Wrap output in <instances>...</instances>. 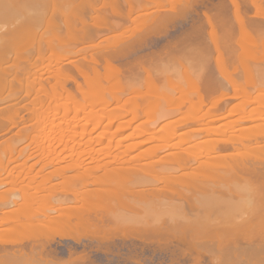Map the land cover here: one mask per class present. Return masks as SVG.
Segmentation results:
<instances>
[{
	"label": "bare ground",
	"instance_id": "6f19581e",
	"mask_svg": "<svg viewBox=\"0 0 264 264\" xmlns=\"http://www.w3.org/2000/svg\"><path fill=\"white\" fill-rule=\"evenodd\" d=\"M49 1L55 2V0H25L23 2V4L25 5L22 6L21 14L28 13L30 18L28 19V22H25L24 24H29V27L33 26V28L37 29L38 28L37 26H40V23L53 21V19L46 17L47 14L44 15L43 13L40 14L38 12V9L44 8L45 6H47L46 4L49 3ZM191 1L196 2V3L192 2V5H191L189 1L192 7L195 4L197 5L199 2L200 4H206L205 5L206 10H204L203 12L200 11L202 12V14L198 12L199 10L197 11V8H195L194 12L197 11L196 14H198L197 15L198 17L196 16L197 18L195 17L194 18L195 20L199 21V25L195 26L196 24H198V21H197L195 25L191 26V28L193 27L194 31H195L194 27H196V31L205 30L206 29L205 27L207 25V27L209 26L208 28L211 29L210 33H212L213 30H215L213 34H215L216 32H217L216 34H218V30L220 29L217 30V27H215V25L221 26L223 24L224 26L225 24L222 21L226 20L224 19V17L227 15L228 10L232 8L233 10L231 11H233V14L238 18V21L240 19V22L238 21L237 22L238 24L240 23L239 28L240 27L242 28V29L240 28L241 30L240 34L243 32L242 34H243L244 42L245 41L249 42L250 47H251V43H252V46L254 44L255 45L259 44L260 42L259 39L258 38L255 39L257 36L255 33H253L254 30L252 32V30H250L252 28L248 29L249 27L252 26V25L250 26L249 24L251 22L253 23L254 20L252 21V19L248 17H247L248 18L247 20L246 17H243L245 16L243 15V13H245V11H243L245 10V6H243V4L240 3L239 0H224L223 3L221 2V0H219L222 4L219 5L218 3L220 2L218 1L217 3L218 6L217 5L213 6L212 4H215V3L212 0L211 1L210 0H191ZM205 1L207 2L210 1L211 5L209 6L207 2L205 3ZM15 2L17 1L16 0H0V30L2 28L1 23L3 21L9 18H12L14 15L17 14V10L14 7ZM251 3L255 7H258L264 3V0H251ZM69 6H73L74 9L77 7V9H79L82 15L87 14V12L100 11V9L97 8L98 7L97 5L95 6L89 3L86 4L84 2L79 3V4H75L74 2H72V3H69ZM211 6L216 7V8H214V10H211L213 9ZM217 8L220 10V12L219 10L217 12ZM167 10L169 12L168 11L166 12L163 10L162 12L168 14L169 16H172L176 12L175 9L173 11V8L172 10L171 9L170 10L167 9ZM225 11H227L226 14H225ZM162 12H160L161 15L160 14L156 15V13H152L153 15H156V16L160 15L161 16L159 17L160 20L158 18L157 20L156 16L152 18L153 15H151L152 22H150V20L147 19L150 22V23L147 22V24H146L147 20L143 21V19L139 18L140 16L136 15L132 18L136 22L139 19L142 20V21L139 20V22H141L139 23L140 25L143 22V25L141 26H148L150 24H154L156 20L158 21V24H159L161 20H165V21L167 20V17H166L167 15L166 16L165 14L163 15ZM218 13H220V16H218ZM39 14H40L41 19L39 18ZM221 14H223L222 15L223 17L221 16ZM169 16L168 18L170 19ZM216 18L217 20L220 19L219 20L220 22L217 21ZM243 18H244V21H243ZM69 20L67 19L66 22L69 21L71 25L73 22L77 21L76 18L72 20L69 19ZM157 21H156V24L154 25H158ZM200 21H202L201 24H200ZM69 22L66 23L67 27L71 26ZM245 24H248L249 26L248 25L245 26ZM154 25H151V27L156 28V26ZM247 26L248 28H246ZM55 29H59V27ZM71 30H70V33L73 32L75 34V32ZM189 30H187L186 33L187 32L189 33ZM223 30L224 29H221L222 32ZM242 30H245V31H242ZM62 31L52 30V35H50L49 37L41 36L42 42L30 48V54H33L32 51H35L38 55V56L36 55V57H39V58H35L34 60L30 59L29 62L26 63L24 66H20L17 63V59L20 55L19 54L20 52L9 53L7 55L9 57V60L6 63H0V90L8 89V87L10 88L9 92L6 93V95H3L0 97V139L4 137L6 134H9L14 129H16V131L12 135L0 141L1 149H2V145H10V146L18 145V142L14 140V135H22V134H26L28 136V140L31 141V143L29 142V144L27 145H32L33 143L34 145H41V147L42 145H44L42 149H44L43 151L47 153V156L50 157L51 155L54 156L57 154L59 157L58 160H61V161L64 160V158H62V156L60 157V154L63 151L65 152L69 149L71 150L72 155L74 156L90 154V156H93V157H96L97 154L110 155L114 153V150H117L116 151L118 152L117 159H120L124 153H129V152L131 153L132 151L136 149L142 148L141 146L143 144H145L146 142H151V140L155 138L156 140L160 139L164 142V144L160 147L161 149L162 148L163 149L166 148L168 150L173 149V148L181 149V150H185L184 152L185 154L187 155L193 154V156L195 157H204L211 153H218L220 151H226L231 148L238 149L239 148L238 144H241L242 146L245 145L249 147L250 149H257V148L264 146V145H260V138L264 136V115L263 116L259 115L260 117L258 116L260 119H262V122H260V125H259L260 126L259 129L257 128L256 131H248L245 129L246 127H241L237 122L245 121V119L252 116L251 111H247L243 113L241 118H239L240 120H237V121L226 118L229 116L230 110H229L228 115L226 114V115H223L224 117L222 116L223 118L221 117L222 113L219 114L220 107L229 108L227 107L228 99L234 96H237L239 94L240 95L241 94L243 95L245 93L250 94V92H248L249 91L248 86L246 87L245 85H242V83L237 84V81L234 78L233 79L235 82L232 81L231 79V75L235 72L234 69L237 72L238 71L237 68L239 66L235 65L236 63L233 62L235 61L233 60L234 58L233 56L231 57L232 62H230L231 58L230 56H228L230 54L229 52L227 53L225 52V51H228V50L231 51V50L229 49L230 45H227V41L229 43L228 38L225 41L223 40L226 38L224 37V34H222L223 37L222 36L220 37L219 34L217 35L218 37L215 36L216 34L213 35L214 38H216L214 40L215 41L214 44L212 41H210L212 43V45L210 43L211 47H213L214 45L212 50L215 49V52L218 54V56H216L217 58L216 61L218 63V66L220 67L219 69L221 70V74L225 80L223 88H225L226 91L223 90L225 91V93L223 92L222 94L224 95L221 96L223 99L220 97V100H218V98L217 100H213L212 96L217 91L220 85L211 83L212 86L207 85L206 87V84L203 85V88L205 89V91H207L206 93L205 91L202 92L203 94L200 92V94H197L198 95L197 99L191 98L187 101V103H189V106L191 108L199 110L193 113L188 123H191L192 125L202 124L201 127H196L193 129L191 128L190 130H186V131L179 130L180 131L179 134L178 133L175 134L174 131L172 133L171 130L169 131V129L164 128L158 131H153L152 134L153 133L154 134L152 135L150 131L148 132V130L144 126L142 127L139 126L141 122L138 123V125H133V123L137 122V120L139 121L140 119L141 120L143 118L145 119V117H147L148 114H150V111L153 110V107H152L144 111L142 114H138L136 116L133 115L129 119L124 118V120H120L121 121L119 122L120 125L117 126L118 128L116 127L118 130L114 128L115 132L118 131L117 134L119 133L120 135L123 134L124 130L127 128L133 129L131 134L129 133V135L127 134L123 136L124 140H127L129 138L136 139V137L138 139V137L140 136L145 137V135L148 134L147 138L145 137L144 140H140V141L139 140L137 141L136 139V141L133 144L125 145V143L122 144L120 142L123 140L122 139L123 137H119L116 140L117 143L111 145L110 142L112 140L114 141V139L111 138L112 136H110V131H108L107 129L108 123L110 127L112 124L114 125L115 123L114 121H116L117 119L119 121L120 118L122 119V117L124 116L127 117V115L123 116L121 114L120 112L121 110H125L128 115L132 114L133 112L135 113L137 109L138 110L141 109L140 111H142V109L144 110V107H147V106L149 107L150 101L152 100L153 94L148 93L152 89L150 88L146 89V86L152 85L153 83L148 82L147 84L139 86L137 88H131V87L130 88L128 87L127 89L124 88L121 83L125 78L123 79L122 77L123 75H125V72L127 70L126 67L128 68V66L127 64H124L126 66L125 67L124 65L121 66L116 63L117 57L128 53V50H127L128 47L129 48L133 47L134 49V47L136 46L135 44L144 42L146 40L145 38H143L146 32H143L144 34L141 37L139 36L140 34L138 33L141 30L139 31L138 29L136 32L138 33L137 34L138 36H136V33L131 32L130 35L134 34L135 36L132 35L130 36V38L126 37L129 35V33L128 35L126 33L125 34L126 36L124 34L122 36H119L118 34L113 35L111 39L112 42H110L109 45L104 42L106 41V38L108 40L111 37H105L104 39H101V41L98 44L85 45V43H87L88 40H89L88 43L91 42L90 39L94 40L92 38V35L94 32H92V34L83 33L82 39L79 37L81 39L80 46L79 45L68 46V44L65 43L64 38H68V37L73 38L74 35L73 34H72L73 36L71 34L69 35V28H68V33L64 31L66 32V34ZM43 34L45 33H42V35ZM96 35H97L96 36L97 38L98 34ZM146 35L147 36L149 35L148 32L147 34H145V37H147ZM76 36H74V38H76ZM125 37H126V40H124ZM219 38L220 39L223 38L222 41ZM210 40H211V37H210ZM217 40H219L220 43H218ZM183 42L184 40L182 41V44L186 43L184 45L185 47L188 43L187 41L185 43ZM219 44H223V45L220 46ZM176 46L181 47L179 44H176ZM89 47H91L92 49H90ZM172 48H173V50L171 49L172 51L176 49L175 47H172ZM221 48L223 49L221 50ZM251 48L253 49V47ZM251 48H248V50H251ZM183 51H186V49H184ZM5 52H6L5 45H4V50H3V46L0 45V57L2 55H5ZM63 52L67 53V55L64 56L63 58H57L54 60L51 57H49V56H52L53 54L57 55ZM224 53L230 59H227V56L225 58ZM255 53H254L255 58L253 56L252 58L256 60L257 59L256 57H258L259 55L257 54L258 56H256ZM32 56H34V54ZM239 58H241V56ZM248 58H250L251 60V57H248ZM225 59H227V61ZM39 60L43 61L41 65H39L38 63ZM136 63L143 64L144 60L137 58V60L135 61V64ZM224 63L226 64V66ZM228 63H231L232 65L231 64L230 65L233 68V70L231 71L233 73H231L230 75V80L228 79L227 71L225 70L226 68H228V66L230 67ZM233 64L237 66V68L235 66L234 68ZM228 70L230 69L228 68ZM185 71H186L185 73H188L187 72L188 70H185ZM36 72L39 73L37 76L36 75L31 76L30 73H36ZM194 73L192 71L191 75L189 76L191 80L194 79L193 81L189 80V77H186L188 78L186 80H189L187 82L185 81V78L183 77L182 79L180 78L181 81L179 79L178 80L182 83V80L184 79L183 82L185 81V84L188 83L192 85V83L194 82L193 85L199 86L200 84H202L201 82L203 81H201V79L198 81L196 79L198 77H196ZM80 75L84 78L83 82L79 80ZM121 79L123 80L121 81ZM106 82L109 84L105 85ZM112 83L113 85L114 84L118 85L119 88L118 86L116 87L115 85H114V88L113 87L110 88L111 86H113ZM197 83L198 84L200 83V84L198 85ZM69 84L75 85L77 87V91H79L83 97L82 98L79 97L78 94H76L73 91V89L69 88L68 87ZM176 84H179V82L175 84H173L172 82L170 84L172 85L171 88L174 89L175 87H180V84L179 86H176ZM239 85H241L240 86L241 89ZM107 86L113 90H109ZM262 87H264V85ZM242 88H244L243 90L244 92L247 89V92L240 93L241 92L240 90H242ZM230 89L233 90V94L232 93L230 94L228 92V90ZM263 90L264 88H262V91ZM125 93H126V96L123 97ZM251 95H252V92L249 96ZM262 95L264 97V94ZM255 96H252L253 102L254 101L256 102L257 100V97L255 100L254 98ZM248 98H251V97H248ZM84 99L89 101L94 106H100V108L102 109L105 108V111L107 107L113 106L111 109L113 112L108 113L109 115H103L102 113H99L98 109H93L91 107L87 108L88 106L85 107L83 111L82 110L80 111L78 107L82 104V100ZM248 100L250 99H247L245 101L247 102ZM260 100L262 101L263 98ZM185 102L186 101H183L182 103H185ZM247 103L250 104L249 101ZM251 103H252V100H251ZM178 108H180L179 105L176 108L177 111L179 110ZM253 109L255 110V108ZM26 111H30L32 113L30 117L28 118L27 117L25 118L24 116L25 115L24 112ZM71 111L73 112L75 111V114L72 115V117L70 118L69 113H72ZM173 112H175V110ZM59 113H62L61 114L62 117L58 118L59 119L58 124L56 123L58 126H60L59 127L60 131L58 132L59 134L56 132V134L59 135V138L57 135V138L59 141H58V144L56 145H58V147L59 145H62V148L60 150H56L57 146L53 147L55 143L54 141H57V140H54L56 137V134L54 135L53 133H55L54 127L57 125L53 124L55 125L53 126L50 124L51 125L50 126L49 122L55 116L59 115ZM78 113L83 114V116L85 117H81L82 115L80 114L78 115ZM170 113L171 112H169V114ZM50 117H52V119ZM259 118H256V119H259ZM84 119L86 122L83 123ZM103 119L107 120L108 123H105V125L107 126L104 127V130L102 132H99L98 134L96 132V134L92 136L91 135L92 132L97 131L101 126H104L102 125L103 121H105ZM71 121L73 123L72 128H70V125H69ZM55 122L56 121L54 120L52 123H55ZM65 123L67 124V127L63 126V124L66 125ZM78 123H83L86 126L82 124L79 130ZM207 124L209 125L207 126ZM88 125L89 126L92 125V127H90L91 129L88 127ZM236 125H239L241 128L236 129ZM111 129H113V127ZM37 131L39 133H35ZM121 131L123 132L120 133ZM203 132L210 133L214 136L223 135V138L222 136L221 138L220 137L215 138L213 142L207 147L202 146L200 142L192 143L191 147H194V148L185 147V145H183V140L187 136H189L190 133L200 134ZM39 134L43 135L42 138H44V140L41 139L43 140L42 144L38 143L39 139L41 138ZM86 134L91 135L92 137L88 136L89 138L87 139V141L82 142L83 137H85ZM118 135H115V136L118 137ZM37 137H40V138H38L37 140L36 139ZM178 137L182 138V140H177ZM104 139H109L107 140L108 144L103 145L101 147L98 146V144L104 142ZM71 141L77 142V145L79 146L75 147L74 144L73 146H69L70 144H72L70 143ZM96 145L98 147H96ZM41 147H38V149L39 148L41 149ZM112 148H114L113 151H112ZM8 151L10 150L2 149L0 154L1 153L7 154ZM3 157L0 155L1 164H2V160L4 159ZM89 163L90 162L81 164L79 166V173L77 174V175H80V173H84L87 170L86 171L87 178L83 176L82 174V176L85 177L83 179L84 180L86 179V181L87 179L90 180L89 177L91 176L94 177L95 176L94 173L99 170L98 169L99 167H101L97 165L99 163H96L94 167L89 165ZM18 164L20 163H17L16 165L13 166V169L15 168L14 170L16 171L15 173L13 169H9V171H6V169H8L7 166L9 165L4 166L3 169L7 172L8 176H11V179H12L11 182L13 184L20 185V188L22 190L25 189L26 191H28L29 194H26V195L19 194L15 196L17 200L20 197L21 199L22 197L25 198L26 202L23 204V206L14 209L12 215L15 220V224L11 226L10 228H8L10 230L7 231L5 234L3 233L0 234L2 235L0 236V251L2 254L5 255V258L4 257L0 258L1 262L3 260L9 259L10 257H15L17 259L21 258L25 260L27 264H76L74 260H76V258L78 259L79 257V256L77 257V253H76L78 251H76L77 249L74 246H72L73 243L71 244L70 242L76 241L77 243H81L83 238L87 239L91 237L90 235L92 234L95 235L96 232H99V233L109 232L113 230L111 228L117 227L115 226L116 224L118 226L120 225L122 228L128 231L131 230V227L134 224L140 223V222H143L144 224H148V223H151V225L154 224L152 225V227H154L155 224L156 225L158 224L157 227L160 229V231H165L167 233L175 234L176 236H178V238L183 243H185L184 245L186 247L188 245V248L191 246L196 247L198 245H202L204 243H209V242L212 245L216 244L218 246L219 245L221 246L222 244H224V247L229 246L228 244L230 243H234L235 249L232 251L233 254L234 253L236 254V251L240 250V248L245 249L248 247L249 248L252 247V244L254 243V238L258 234L259 235L261 233L264 234V155H256L255 157L251 159H243V158L238 159L235 157L233 158L231 162H228V167L230 170L244 172L251 176H258V178L260 179L256 183H251V184L245 183L236 189L229 187L224 182L209 181L207 176L208 174L211 173L210 171H213V172H225L226 171V169H224L223 167H220L218 166V164H215L210 167H205V169H200L197 174V179H195L192 182L183 183V179H180L181 175H179L180 177L179 181L181 180L182 182H179L178 180H174L172 178L173 181L170 180L172 183L170 181L168 182L169 185L171 184L172 186L174 185V187L171 188L172 192L168 191L170 186L166 184L165 188L167 187L168 188L167 190H165V188L159 187L160 188L159 191L156 190L155 188V191L152 192L147 188L145 191L148 193V195H149V192L151 194L148 196L145 193V197H144L143 192H141L142 188L135 189L134 191L130 190L132 193H130V191L128 192V190L126 192H124L125 191L124 190L120 194L115 193L116 196L119 195L118 197L120 199L117 197L119 201L123 199V202L125 203L124 199H126V204H127V201H129V203L131 201L132 202L131 205L134 204L133 205L134 208H133L132 206L130 207V205H126L123 203L125 208L122 206V208L121 207L118 208L121 210H118V209H113V208H103V207L101 208V206L100 208H96L98 207L96 206V201H98V198L102 196L99 195L97 191L96 193H93V191H95L96 189H92V188L93 186L100 184L101 182H99L98 180H94V178H92L88 182V185L86 184L87 182L83 183V184H86L87 187L88 186H91V187H89L90 190L88 191L89 192V194H87L88 196L86 195V197L82 198L83 199L82 204L79 203L80 205H78L77 204L78 202H77L76 204L78 206L76 205L67 206L66 205V206H63L64 209L62 208L63 210L61 211L59 210L60 208L58 206L59 211L58 210L56 211L54 208H52L54 210L51 209V211L48 212L50 213L48 215H45V213L50 210L49 207L47 208V210L45 209L46 210L45 211L44 208H46V206H43L45 205V202H43L44 204H41L42 202L40 203V201H43L46 198L42 196L44 194V193L42 194V191L45 189V185L42 181L43 179L40 178L41 180H38V178L40 177L38 173L43 171L42 168H37L36 164H32V166H29V167L18 166ZM119 168H122V167H119ZM97 175L95 176V179L99 176L100 178L103 176L102 174L101 175L97 174ZM176 177L178 178V176ZM176 187H178V189ZM175 188H176V190L174 191L175 193H173V190ZM136 190H140V191L138 192ZM137 192L140 196L143 194L142 197L144 198L142 197L139 198L140 196L136 194ZM168 192L169 194L170 193L171 194L169 195ZM133 194H136L137 197L134 195L135 196L134 198ZM109 195L110 194H108V196ZM42 197L44 198L43 200H42ZM104 199H107V197L105 196ZM17 200H15V203L18 202ZM136 200H139L137 202L140 203V206H139L140 208H138V206L137 207L135 206L136 205L135 203H137ZM120 202L122 203V201ZM185 203H187L189 207H187ZM35 205L36 206L38 205L37 208L38 209L41 208V209L38 211ZM128 206L129 208H127ZM136 208H138V210H136ZM42 210H44L45 213ZM40 211L43 212L42 218L40 216H37V215H42ZM34 212H38V213L40 212V213L39 214L37 213L36 215V213ZM140 213H144V214L141 216ZM85 230H86L85 232L86 234L88 233L89 235L90 233L89 236L84 233ZM87 230L90 232H87ZM15 231H24L26 235L24 237L22 236L16 239L12 238L11 235L15 233ZM56 237L60 239L61 243H62V240L64 239L71 240L70 242L68 241L71 245L67 243L68 245L66 244L67 246L66 245L64 246V244L62 243V245L65 248V251L69 255L68 259L66 258V260L65 259L64 260L55 259L57 258L56 254L58 252L56 250L58 248L55 249L54 247L52 248V246L54 244L56 245L58 244L57 241L59 240H56ZM26 240H30V241L26 243ZM61 243H60V246H61ZM82 243H84V241ZM225 243H227V245ZM10 245H16L17 249H12L13 246H10ZM26 248H29V250L26 251ZM53 253H55V255ZM75 253H76V256L74 255ZM53 255L54 257L55 256L56 257L53 258ZM84 256L80 255L79 258H84ZM82 262H85V261H83L82 259ZM78 264H85V263L79 262Z\"/></svg>",
	"mask_w": 264,
	"mask_h": 264
},
{
	"label": "rangeland",
	"instance_id": "374dc122",
	"mask_svg": "<svg viewBox=\"0 0 264 264\" xmlns=\"http://www.w3.org/2000/svg\"><path fill=\"white\" fill-rule=\"evenodd\" d=\"M16 1L17 2L14 3V7L17 10V14L14 15L12 18H9L1 23L2 28L0 30V45L3 46V50H4V45H5L6 52H5V55H2L0 57V63H6L9 60V57L7 55L11 52L13 53L20 52L19 53L20 55L17 59V63L20 66H24L26 63L29 62L30 59L34 60L35 58H39V57H36L37 53L35 51H32L34 56H32L33 54H30V48L42 42L41 36L49 37L50 35H52V30H61V31L63 30L62 32L66 31L68 33V28H69V35L70 34L71 35L73 34L74 36L77 35L76 38H74L73 35H72L73 38H70V37L64 38L65 43H67L68 46H74V45L80 46L81 45L80 40L82 39L83 33L92 34V32H94L98 34V37L96 38L97 35L93 33V35H95V36L92 35V38L94 40L90 39L91 41L90 43H88L89 42L88 40L87 43H85V45L98 44L101 41V39H104L105 37H111L108 40L106 38V41L104 42L109 45V43L112 42L111 39L113 35L118 34L119 36H122L123 34L125 35L127 33L128 35L129 33L128 36L126 35L125 36L130 38V36L132 35L135 36L134 34L130 35V33L131 32L136 33L137 29L139 31L141 30L140 32H138L140 34L139 35L140 37L144 34L143 32H146L145 34H147L148 32L149 35L148 36L146 35L147 37H145V34L143 36V38L146 39L144 42L135 44L136 46L134 45L135 46L134 49L133 47L132 48L128 47L127 48L128 53L117 57L116 63L121 66L124 64H127L128 66L127 68L124 65L127 70L125 72V75H123L122 77L123 79L124 78L125 79L124 80L121 79V81L123 80L121 84L123 85L124 88L126 89L128 87L137 88L139 86L147 84L148 82L153 83L152 85L146 86V89L148 88L152 89L151 91L148 92V93L153 94L152 100L150 101L149 107L148 106L144 107V110L142 109V111H140L141 109L139 110L137 109L136 110L137 112L135 111V113L133 112L132 114L128 115L125 110H121L120 111L121 114L123 116L127 115V117L124 116L122 117V119L120 118L119 121L117 119L116 121H114L115 123L112 122L114 123V125L112 124L110 127H109V123L107 122V120L103 119L105 120L103 121L104 124L102 123V125L104 126H101L97 131L92 132V134L89 133L92 136H94L96 132L97 134L99 132H102L104 130V127L107 126L105 125V123H108L109 128L107 127V129L108 131H110V136H112L111 138L114 139V141L111 139L113 141V143L112 141L110 142L111 145L116 144L117 143L116 140L119 137H123L124 135H127V134L129 135V133L131 134L133 130L132 128H127L124 130V132L123 131L120 132V133L123 132V134L120 135L118 133L119 134L118 135L117 134L118 131L115 132V129L118 130L117 126L120 125L119 123L121 122L120 120H124V118L129 119L133 115L136 116L138 114H142L144 111L152 107H153V110L150 111V114H148V116L145 117V119L143 118L142 120L141 119L139 121L137 120V122H134L133 125H138V123L141 122L139 126L141 127L144 126L148 130V132L150 131L151 134L153 131H158L164 128L169 129V131L171 130L172 133L174 131L175 134L176 133L179 134L181 130L186 131V130H190L191 128L193 129L196 127H201L202 124L192 125L191 123H188L193 113L199 110L191 108L189 106V103H187V101L191 98L197 99V96H198L197 94H200V92L202 93L203 91H205V89L203 88V85L205 84H206V87L207 85L212 86L211 83L220 85L217 91L212 96L213 100H217V98L218 100H220V97L224 95L222 93L223 92L225 93L226 91V89L223 88L225 80L221 74V70L219 69L220 67L218 66V63L216 61L217 59L216 56H218V54L215 52V49L212 50L214 45L213 47H211L212 43L210 42L212 41L214 44L215 42L214 40L216 38H214L213 35H215L217 32L213 34V32L215 31L213 30V32L210 33L211 29L208 28L209 26L207 27V25L205 27L206 28L205 30L196 31V27H194L195 28V31H194L193 27L191 28V26L195 25V23H197L198 21V20H195V18L198 17L197 16L198 14H196L197 11L199 10L198 12L200 11L203 12L204 10H206V6H205L206 4H200L199 2L197 5L195 4L192 7L191 5L193 1L191 0H55V2L49 1V3L46 4L47 6H45L44 8L38 9V12L40 14L41 13H43L44 15L47 14L46 17L53 19V21L40 23V26H37L38 28L35 29L33 28V26L29 27V24H24L25 22H28V19L30 18L28 13L21 14L22 6L25 5L23 4L25 0H19V1L16 0ZM210 1L208 2L205 1V3L207 2V4L210 6L211 5ZM212 1L215 3V4H212L213 6L214 5L218 6V4L220 5L224 2V0L223 1L221 0L222 3L219 0H212ZM218 1L220 3H218ZM239 1L240 3L243 4V6H245V10H243L245 11V13H243V15L245 16L243 17H246L247 20L248 18H251L252 21L253 20L255 21V23L254 21L253 23L251 22L252 24L251 23L249 24L250 21L248 22L250 26L252 25L251 27L248 28L249 26L248 24H245V26L248 25L246 27L248 29L252 28L250 29L252 30V32L254 30L253 33H255L257 36L256 38L255 37L254 38L259 39L260 41L259 44L257 45L254 44L252 46V43H251V47H253L252 49L250 47L249 42H246V41L244 42L243 34H242L243 32L240 34L241 32L240 30L241 27L239 28L240 23L238 24V22H240V19L238 21V18L233 14V11H231L233 10L232 8H230V10L227 9L228 12L225 11V14L227 12V15L226 16L224 15L225 16L224 19L226 20L222 21L224 22L225 25L224 26L223 24L221 26L215 25V27H217V30L220 29L218 30V34L220 35V37L221 36L223 37L222 34H224V37H226L225 39L222 38L224 41L227 40L228 38L229 43L227 41V45H230L229 49L231 51L229 50L225 51L227 49H225L224 51L226 53L229 52L230 55L228 56H230V58L233 56L234 57L233 60H235L233 62L236 63L235 65L239 66L237 68V66L233 64V67L235 66L238 70L236 72V70L234 69L235 72L233 73L231 72L233 70L231 66L232 64L228 63L229 65L231 64L230 67L227 65L228 68L230 69L228 70V68L225 67L226 64L224 63L225 64L224 67L226 68L225 70L227 71L228 79L230 80V75L231 73H233L231 75L232 81H234L235 79L237 81V84L242 83V85H245L246 87L248 86L249 87L248 92H250V94L252 92V95L249 96L250 94L245 93L247 92L246 88H245L246 89L245 92L243 91L244 88L240 90L241 85H239L240 87L239 90L241 91L240 93H245V94L243 95L239 94L237 96H234L228 99L227 107L229 108L220 107L219 114L222 113L221 117L226 114L228 115L229 110H230V114L228 116L230 118L226 116L225 117L227 119H232V120L237 121V120H240L239 118H241L243 113L247 111H251L252 116L245 119V121H242V122L238 121L237 123L241 127H246L245 129L248 131H256L257 128L259 129L260 127L259 126L260 122H262V119H260L259 117L261 115L262 116L264 115V97L262 95L264 94V90L262 91V88H264L262 87L264 85V6H263L264 3L258 7H255L251 3V0H239ZM72 2H74L75 4L84 2L86 4L89 3L95 6L97 5L98 6L97 8H99L100 11L87 12V14L82 15V13L79 11V9H77V7L74 9L73 6H69V3H72ZM193 3H196V2H193ZM172 8H173V11L174 9L176 11L172 16H169L168 14L162 12V10L167 12L168 11L167 9L172 10ZM195 8H197L196 12H194ZM212 8L213 9L211 10H214V8L216 7H212ZM218 8H217V12L219 10ZM160 12H162L163 15L165 14V16L167 15L166 16L167 20L166 21L161 20L158 24L157 20L159 19V17H161ZM202 12L200 13L202 14ZM152 13H156V15L157 14H160V15L156 16V15H153ZM40 14H39V18L41 19ZM223 14H221V16ZM136 15L140 16L139 18L143 19V21L148 19L150 20V22H152L151 15H153L152 18L156 16V19L158 18L156 20L158 25H154L156 24V21H155L154 24H150L148 26H141L143 25V22L140 25L139 24L141 23L139 22L140 19L139 20L136 19L138 20L136 22L132 18ZM168 16L170 17V19L168 18ZM218 16H220V13H218ZM74 18H76L77 21L73 22L71 25V23L69 22L70 21L69 19L72 20ZM67 19L69 20L68 22L70 23L71 26H68V27L66 26V23H68L66 22ZM148 20L146 21V24L147 22H149ZM243 21H244V18H243ZM201 23L202 21H200V24ZM151 25L156 26V28L151 27ZM197 25H199V21H198V24H196L195 26ZM58 27L59 29H55ZM188 28L189 29L191 28V29L189 30ZM221 29H224L223 32L221 31ZM70 30L74 31L75 34L73 32L70 33ZM187 30H189V33L191 31V33L190 34L188 32L186 33ZM242 31H245V30H242ZM66 32L64 33L66 34ZM42 33H45V34L42 35ZM138 33H136V36H138L137 35ZM218 34H216L215 36L218 37L217 36ZM126 37L124 38V40H126ZM210 37H211V40H210ZM222 39L220 40L222 41ZM183 40H184L183 43H185L186 41L188 43L185 47L184 45L186 43L182 44ZM217 41L218 43H220L219 40ZM176 44H179L181 47H177L178 45L176 46ZM219 45L221 46L223 44H219ZM172 47H175L176 49L174 48L175 50L172 51L173 50ZM186 47H188L189 49ZM89 48L92 49L93 46L92 48L91 47ZM248 48H251V50H248ZM184 49H186V51H183ZM222 49L223 48H221V50ZM254 53L256 54V56L259 55L258 57H256L257 58L256 60L252 58V56L253 57L255 56ZM66 55L67 53L63 52L57 55L53 54L52 56H49V57L55 60L57 58H63ZM224 56L226 58L227 55L225 54ZM228 56H227V59H230ZM240 56L241 58H239ZM248 57H251V60ZM137 58L144 60V63L141 64L142 63L141 62L139 64L137 63L135 64V61L137 60ZM227 59L225 60L227 61ZM231 60L232 58L230 59V62H232ZM42 62H43L42 60H39L38 61L39 65H41ZM142 66L145 68H143ZM185 70H188L187 71L188 73H185L186 72ZM192 71L193 73L195 72L194 75L198 77V78L195 77L198 81L200 79L201 81H203L201 82L202 84L199 83L201 86L198 83L197 84L199 86L193 85L194 82L192 83V85L188 83L185 84V81L187 82L191 80L189 76L191 75ZM30 74L31 76L32 75L37 76L39 73L36 72V73H30ZM182 77L185 78V81L183 82L184 80L183 79L181 83L180 78L182 79ZM186 77H189V80H186L188 79ZM79 80L83 82L84 78L80 75ZM193 80L194 79H192L191 81ZM172 82L173 84L179 82L180 87H175L174 89H172L171 88L172 85H170ZM108 84L109 83L106 82L105 85H108ZM179 84H176V86H179ZM114 85L111 86L110 88L112 87L114 88ZM115 86L117 87L118 85H115ZM68 87L73 89V91L76 94H78L79 97L81 98L83 97L82 94L79 91H77V87L75 85L69 84ZM110 88L108 87L109 90H113ZM9 90H10L9 87L8 89L0 90V97L3 95H6V93H8ZM206 92L207 91H205V93ZM228 92L230 94L231 93L233 94L232 89L228 90ZM260 93L262 96L260 95ZM125 96H126V93L123 95V97ZM252 96H255L254 97L255 100H256V97H257V100L259 98L258 101H260L261 103L258 102L257 100L256 102L255 101L253 102ZM248 97H251L252 99ZM262 98L263 100L261 101L260 99ZM243 99L245 100L250 99L248 100L250 104L247 103L248 101L246 102ZM251 100H252V103H251ZM183 101H186V102L182 103ZM178 105L180 108H178L179 110L177 111L176 108ZM85 107L87 108L91 107L93 109H98L99 113H102L103 115H109L108 113L113 112L111 110L113 106L107 107L105 111V108L102 109L100 108V106H94L89 101L84 99L82 100V104L78 107V109H80V111L81 110L83 111ZM253 108H255V110ZM174 110L175 112H173ZM168 111L171 113L169 114ZM71 112L72 113H69L70 118L72 117V115L75 114V111L74 112L71 111ZM24 114H25L24 115L25 118L26 117L28 118L30 117L32 113L30 111H26L24 112ZM61 114L62 113H59L60 116L57 115L58 117L55 116L53 119L52 117H50L53 121L55 120L56 122L52 123L53 121L51 120L49 122V125L50 124L57 125L59 121L58 118L62 117ZM79 114L82 115L81 117H85L83 116V114L78 113V115ZM256 118H259V119H256ZM84 122H86L85 119L83 120V123ZM70 123H72V121ZM70 123H69L70 128H72L73 123L72 124ZM83 123H78L79 130ZM208 125L209 124H207V126ZM239 125H236V129L241 128ZM63 126L67 127V124L66 125L63 124ZM59 127L60 126L58 125L54 127V131H55V133H53L54 135L56 134V132L58 133L60 131ZM88 127L90 128L92 127V125L90 126L88 125ZM112 127L113 129H111ZM15 131L16 129H14L9 134H6L4 137L0 139V141L12 135ZM35 133H39V132L37 131ZM58 134H56V137L54 139L57 141H54L55 143L53 145V147L57 146L56 150H60L62 148V145H59V147L58 145H56L58 144V141H59ZM39 135L41 138L37 137L36 139L38 140V138H40L38 143L42 144L44 138H42L43 135L41 134ZM57 135H58V138H57ZM91 135L86 134L85 137H83L82 142L87 141V139ZM115 135H118V137ZM147 136L148 134L145 135L146 138ZM221 136L223 138V135L214 136L207 132H203L200 134L190 133L189 136H187L183 140V145H185V147L194 148V147H191V144L195 142H200L202 146L207 147L213 142L215 138H219V137L221 138ZM142 137L140 136L138 137V139L136 137L137 141L145 139L144 136ZM122 139L124 140V137ZM136 139L129 138L127 140H124L125 142L123 140L120 142L122 144L125 143V145L126 144L131 145L136 141ZM14 140L18 142V145H11L12 147L10 145H2V149L10 150L7 152V154L9 155L2 154V153L0 154L2 157L4 155L3 157L4 159L2 158L3 159L2 164L0 163V224L2 223L0 226V234L2 233L5 234L7 231L10 230L8 228H10L11 226L15 224V220L13 218L12 213L15 208L23 206V204L26 202L25 198L22 197L21 199L20 197L17 200L15 196L19 194H22V195L29 194L28 191H26L25 189L22 190L20 188V185L13 184L11 182L12 180L11 176L7 175L6 171H9V169H13V166L16 165L17 163H20L18 164V166L29 167V166H32V164H36L37 168H42L43 171L39 172L41 175L38 173V175L40 176L38 180L43 179L42 181L45 185V189H44L45 191L43 190L42 194L44 193L45 195L43 194L42 196L46 198L44 199L42 197V200L44 199L46 201L43 200V201H40V203L42 202L41 204H44L43 202H45V205L43 206H46V208L43 207L44 210L45 209L47 210V208L49 207L50 210L47 211L46 213L44 212V210H42L45 213V215H48L50 214L48 212H50L52 208H54L56 211L60 208L59 210L61 211L64 209L63 206H66V205L67 206L68 205L78 206L80 205L79 203L82 204L83 202L82 198L86 197V195L89 194L88 192L90 190L89 187H91V186L87 187L86 184L88 185V182L92 178H94V180H98L99 182H101L100 184H97L93 186L92 188V189H96L95 191H93V193H96L97 191V193L102 196L98 198V201H96V206H98V207L95 206L96 208H100V206L101 208L102 207L103 208H113V209H118L120 207L122 208V206L124 207V204H126V199H124L125 200V203H124L123 199L121 198L122 199L120 200L122 201L121 203L117 199L119 195L116 196L115 193L120 194L124 190H125L124 192H126L127 190L129 192L130 190L134 191L135 189L144 188L143 190L141 189V192H143L144 197H145V193L148 195V193L145 191L147 188L152 192L155 191V188L156 190L159 191L160 188H165V185L168 184L170 180L173 181L174 179V180L179 181V178H180L179 175H181L180 179H183V183L192 182L195 179H197V174L200 169H205V167H210L215 164H218V166L223 167L224 169H226V171L225 172L210 171L211 173L208 174L207 176L209 181L224 182L229 187L236 189L245 183L247 184L256 183L260 179L258 178V176H251L244 172L230 170L228 167V162H231L233 158L235 157L238 159H241V158L251 159L255 157L256 155H264V146L257 148V149H250L249 147L245 145L242 146L241 144H238L239 145L238 149L231 148L226 151H220L218 153H211L204 157H195L193 156V154L191 155L185 154L184 153L185 150H181V149H176V148L169 149V150L166 148L161 149L160 147L164 144V142L160 139L156 140L155 138L151 140V142H146L145 144H143L141 146L143 149L139 148V149L132 151L131 153L130 152L124 153L126 155L123 154L122 155L123 157L121 156L120 159H117L118 152H116L117 150H114V148H112V151L114 150L113 154H110V155L97 154L96 157L90 156V154L74 156L72 155V152L69 149L65 152L63 151L62 152L63 154L62 153L60 154V157L62 156V158H64V160L61 161V160H58L59 157L57 154L54 156L51 155L50 157L47 156V153L43 151L44 149H42L44 145H42V147L41 145H34V143L32 145H27L29 144V142L31 143V141L28 140V136L26 134L14 135ZM107 140L109 139H104V142L98 144V146L101 147L103 145H107L108 144ZM177 140H182V138L178 137ZM70 143L72 144H70L69 146H73V144L75 147L79 146L77 145V142L71 141ZM260 145H264V136L260 138ZM98 146L96 145V147ZM38 147H41L42 151L40 148L38 149ZM2 149L0 150V152L2 151ZM32 152H34L35 154ZM88 162H90L89 165L93 167L94 165H96V163H99L97 165L101 167H99L98 168L99 170L96 171L95 173L99 175L102 174L103 175L102 176L103 178L101 177L102 179L100 178V176L97 177L98 179L97 178L95 179V176L97 174L94 173L95 176L89 177L90 180L89 179H87V181L86 179L84 180L83 178L86 177L87 170L84 172L85 174L80 173V175H77L79 173V166L81 164L88 163ZM4 166L8 167L6 171L3 169ZM119 167H122V168L124 167V168L122 169ZM15 172L16 171L14 170V173ZM82 174L85 177H83ZM176 176H178V178ZM179 182H182V181L180 180ZM83 183H86V184H83ZM168 186H170V188L168 189L166 187L165 190L168 189V191L172 192L171 188H173L174 185L172 186V184L171 185L168 184ZM176 188L178 189V187ZM176 188L173 190V193H175L174 191L176 190ZM131 191L130 193H132ZM136 191L139 192L140 190H136ZM138 192L136 194H138ZM108 194L110 195L108 196ZM136 194H133L134 198ZM143 194L141 196L138 194V196H140L139 198H141ZM150 194L151 193L149 192V195ZM105 196L107 197V199H104ZM15 200H17L18 202L15 203ZM139 200H136V202ZM131 203H132L131 201L130 203L129 201H127L126 205H130V207L131 206L133 207L134 204L131 205ZM138 203L139 202L135 203L136 204L135 206L136 207L138 206V208H140L139 207L140 203L139 204ZM187 203H185V205L189 207ZM35 207L38 211L41 209V208L40 209L37 208L38 205L37 206L35 205ZM127 208H129V206ZM138 208H136V210H138ZM118 210H121V209H118ZM42 211H40L41 214L43 213ZM34 213H36L37 215L38 212H34ZM140 214L142 216L144 213H140ZM37 216H40L42 218L43 214L37 215ZM152 225L151 223L144 224L143 222H140V223L134 224L131 227V230L128 231L122 228L120 225L118 226L116 224L115 226L117 227H112L111 229L113 230L111 231L108 230L109 232H100V233L96 232L95 235L92 234L93 236L90 235L89 233L91 237H89L90 239L87 237H86L87 239L83 238L82 242L84 241V243L82 242L77 243L76 241H73V240H72L73 242H70L71 241L70 239H64L66 243L64 242V240H62V243L64 244V246L67 243L69 245L73 243L72 246H74L77 249L76 251H78L76 252L77 257L78 256L80 257V255L86 256V257L84 256V258L78 257V259L75 257L76 260H78V261L74 260L76 264H78L79 262L85 263V264H259V263L263 264L264 263V234L263 233H261L260 235L258 234L254 238V243L252 244V247L250 248L248 247L245 249L240 248V250L236 251V254L235 253L233 254L232 251L235 249L234 243H230L228 244L229 246L224 247V244H222L221 246L220 245L218 246L216 244L212 245L209 242V243H204L202 245H198L196 247L191 246L188 248V245L186 244L187 245L186 247L184 245L185 243H183L178 238V236H176L175 234L167 233L165 231H160V229L157 227L158 224L157 225L155 224L154 227H152ZM85 232L86 230L84 231V233ZM87 232H90V231L87 230ZM25 235L26 233L24 231H15V233H13L11 237L16 239L18 237H22V236L24 237ZM86 235H88V233ZM56 240L60 241V239H58L57 237H56ZM29 241L30 240H26V243ZM59 241H57L58 242L57 245L54 244L52 246V248L53 247L55 249L58 248L56 250L58 252L56 254L57 258H55L56 256L54 257L55 253H53L54 254L53 258H55L56 260L57 259L66 260V258L68 259L69 255L65 251V248L62 245L61 241L60 242ZM60 243H61V246H60ZM225 244L227 245V243ZM10 246H13L12 249H17L16 245H10ZM59 247L61 248L63 247L62 250ZM28 250L29 248H26V251ZM76 253L74 254L75 256H76ZM1 257L5 258V255L2 254L0 251V258ZM82 259L85 262H82ZM0 264H27V263L25 262V260L21 258L17 259L15 257H10L7 260H3L2 262L0 261Z\"/></svg>",
	"mask_w": 264,
	"mask_h": 264
}]
</instances>
